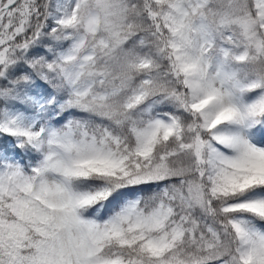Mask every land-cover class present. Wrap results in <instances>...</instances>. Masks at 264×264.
<instances>
[{
    "label": "snow or ice",
    "instance_id": "1",
    "mask_svg": "<svg viewBox=\"0 0 264 264\" xmlns=\"http://www.w3.org/2000/svg\"><path fill=\"white\" fill-rule=\"evenodd\" d=\"M0 264H264V0H0Z\"/></svg>",
    "mask_w": 264,
    "mask_h": 264
}]
</instances>
